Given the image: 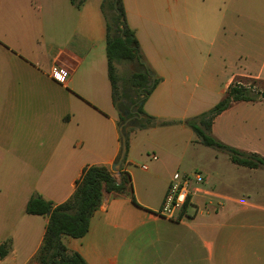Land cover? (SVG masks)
I'll list each match as a JSON object with an SVG mask.
<instances>
[{
	"label": "crops",
	"instance_id": "0c3cea01",
	"mask_svg": "<svg viewBox=\"0 0 264 264\" xmlns=\"http://www.w3.org/2000/svg\"><path fill=\"white\" fill-rule=\"evenodd\" d=\"M101 2L85 0L75 7L70 0H0V201H17L7 207L0 202L8 227L18 221L21 208L25 213L33 195L54 205L65 202L84 167L105 166L112 172L120 150V111L108 78ZM122 2L141 53L132 66H144L160 79L144 102L150 109L156 103L154 116L173 104L174 88L211 90L226 65L221 56L255 51L264 40V0ZM170 37L176 40L167 41ZM217 38L222 44L215 47ZM156 39L179 47L153 53L149 47L155 49ZM207 39L212 42L202 53ZM196 53L203 61L200 68L192 57ZM240 77L261 80L229 73L221 94ZM129 90L121 103L128 114L140 96L135 87ZM126 165L123 171L129 173ZM244 169L249 174L260 170ZM172 171L129 173L132 195L104 191L86 235L63 237L62 243L86 264H264V206L239 194L238 179L213 173L209 182L205 174L204 185L187 202V217L175 222L158 214ZM35 217L42 218L43 230L30 226L22 241L28 247L22 264H35L43 240L48 219ZM17 254L12 245L0 264L15 263Z\"/></svg>",
	"mask_w": 264,
	"mask_h": 264
},
{
	"label": "rangeland",
	"instance_id": "374dc122",
	"mask_svg": "<svg viewBox=\"0 0 264 264\" xmlns=\"http://www.w3.org/2000/svg\"><path fill=\"white\" fill-rule=\"evenodd\" d=\"M211 39L205 41L206 45L200 46L202 53L208 52L209 43L212 42ZM173 40H176V38L170 37L167 39L170 42ZM155 43V49H151L150 46L149 50L159 55L177 50V47H179L176 46L177 42L175 41L169 44V47H166V42L161 39H156ZM214 43V46L218 47L219 44H222V41L217 38L214 39ZM183 44L187 45L186 42H183ZM138 49L141 55L139 46ZM257 52L259 53L256 54ZM192 57L197 59L195 64L200 68L203 64L202 58L199 57L198 53ZM223 57L226 59V65L221 67L222 71H219L220 75L213 83L211 90L204 89L203 85L196 89L190 87L188 91L174 88L175 90L173 89V91L176 93L173 104L171 103L172 105L167 106L160 116L152 115L156 103H153L152 109H150L146 104L144 105L147 98L141 102V115L142 117L148 116L149 119L143 127H138L136 123L126 128V166L130 174L134 172L139 175H142L140 171L143 172L144 170L141 167L145 165L148 167L149 174H154L156 171V173L164 175L173 170V173L190 174L192 177L200 174L204 182V176L207 173L210 175L209 182L213 181L211 178L213 173H218V176L222 178H237L239 181V194L245 197L249 196L251 201L258 204L261 203L264 206V169L256 170L254 174L241 172L240 170L244 168L235 166L226 153L202 145L196 134L186 125L187 120L210 110L223 98L224 95L221 94V91L229 73H246L256 76L261 80L256 81L252 78L240 77L235 81L247 85L254 84L256 89L261 91L260 99L254 102L232 104L225 113L217 117L218 119L213 132L211 131V136L231 147L237 144L240 146L237 149L240 150L252 148L260 153L264 152V97H262V94H264V40L261 41L259 49H255V51L253 49L239 56H235V53H226L225 56L220 58ZM204 58L207 57L205 56ZM213 58L216 60L219 57L214 55ZM148 68L151 70L150 67ZM150 72L153 73L154 77L158 78L154 71L151 70ZM115 73L118 79L117 109L120 111L118 115L120 120L124 110L121 103L125 100L129 91L132 81L131 77L135 73V68L132 63H119L116 65ZM152 156H155L156 160H152ZM160 167H162L161 170ZM244 170L247 171V169ZM203 185L204 183L199 185V187L202 188ZM2 202L7 207V205L15 204L17 201L13 199L7 200L6 198ZM5 218L0 217V227L3 228L0 230V240L2 242L10 240L11 248L13 245L18 252L17 261L15 263L7 262L6 264H22L24 258H26V250L28 248L22 242L25 239L24 236H29V231L32 228L42 232L43 225L40 222L42 218L26 215L24 208L20 209L19 219L14 221V225L8 227ZM27 219L29 221L34 219L35 221L30 223L26 221ZM32 224H34V227L31 228Z\"/></svg>",
	"mask_w": 264,
	"mask_h": 264
},
{
	"label": "trees",
	"instance_id": "16d2710c",
	"mask_svg": "<svg viewBox=\"0 0 264 264\" xmlns=\"http://www.w3.org/2000/svg\"><path fill=\"white\" fill-rule=\"evenodd\" d=\"M70 2L75 7H79L85 0H70ZM100 10L105 22V51L112 100L118 105L116 65L133 63L135 59L141 58V55L138 51L135 32L126 24L122 0H102ZM121 20L122 22H120ZM131 78L130 85L140 91L142 101L152 93L160 81L159 78L154 77L153 85L148 90H144L143 88L149 81L147 75L133 73ZM260 96L261 91L256 89L254 84L247 85L234 81L228 86L223 98L215 106L199 116L187 120L186 125L192 129L202 145L226 153L236 166L252 170L264 169L263 156L225 145L211 136L212 123L218 115L236 102H254L259 100ZM140 112H142L141 107ZM148 119V116H143L136 125L143 127ZM120 122H123V118L120 119ZM125 163L126 159L121 165L119 180H116L113 173L105 166L84 167L75 183L74 192L61 204L54 205L37 195H33L28 200L25 214L43 216L48 219L42 243L33 258L35 264H86L78 253L66 248L62 243V238L80 239L86 235L91 218L100 207L104 191L119 196L132 195L131 175L123 171ZM186 207L187 202L184 209ZM48 213L50 214L48 215ZM10 249V240L0 243V260L8 255Z\"/></svg>",
	"mask_w": 264,
	"mask_h": 264
},
{
	"label": "built area",
	"instance_id": "2783aa9c",
	"mask_svg": "<svg viewBox=\"0 0 264 264\" xmlns=\"http://www.w3.org/2000/svg\"><path fill=\"white\" fill-rule=\"evenodd\" d=\"M51 76L52 78L58 76L56 69L52 71ZM152 160H156V157L152 156ZM141 169L145 171L148 167L143 165ZM203 183L204 179L200 174L192 177L190 174L175 172L167 185L158 214L175 222L186 218L185 209L187 207L184 209V206L192 195L200 191L199 185Z\"/></svg>",
	"mask_w": 264,
	"mask_h": 264
},
{
	"label": "water",
	"instance_id": "95a60500",
	"mask_svg": "<svg viewBox=\"0 0 264 264\" xmlns=\"http://www.w3.org/2000/svg\"><path fill=\"white\" fill-rule=\"evenodd\" d=\"M120 22H122V20ZM138 61H140V60L135 59L133 62L136 63ZM135 73L145 74L149 77V81L147 82L145 88H143L144 90H148L153 85L154 76L144 66H142L140 69L135 70ZM262 97H264V94H262ZM141 104L142 103H140V106H141ZM141 117H142V115H141ZM127 127H128L127 121L120 123V125L118 126V131H119V135H120V150H119L118 157H117L116 161L114 162V164L111 167L112 172H114L116 174H119L121 165H122L123 161L126 159V152H127L126 128ZM49 214L50 213H48V215Z\"/></svg>",
	"mask_w": 264,
	"mask_h": 264
},
{
	"label": "flooded vegetation",
	"instance_id": "af4514ba",
	"mask_svg": "<svg viewBox=\"0 0 264 264\" xmlns=\"http://www.w3.org/2000/svg\"><path fill=\"white\" fill-rule=\"evenodd\" d=\"M141 102H142V95L136 97L133 100L129 114L125 110L122 111L123 122L127 121L128 126L136 124L141 119V112H140Z\"/></svg>",
	"mask_w": 264,
	"mask_h": 264
}]
</instances>
